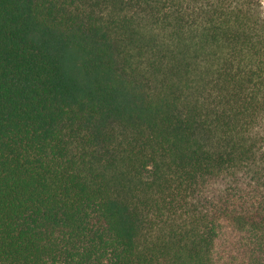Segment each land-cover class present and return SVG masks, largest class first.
Segmentation results:
<instances>
[{
	"label": "trees",
	"instance_id": "16d2710c",
	"mask_svg": "<svg viewBox=\"0 0 264 264\" xmlns=\"http://www.w3.org/2000/svg\"><path fill=\"white\" fill-rule=\"evenodd\" d=\"M263 129L262 0H0V264H264Z\"/></svg>",
	"mask_w": 264,
	"mask_h": 264
},
{
	"label": "rangeland",
	"instance_id": "374dc122",
	"mask_svg": "<svg viewBox=\"0 0 264 264\" xmlns=\"http://www.w3.org/2000/svg\"><path fill=\"white\" fill-rule=\"evenodd\" d=\"M262 10H263V13H264V0H262ZM262 136H263V146H264V129H263V131H262ZM264 148V147H263ZM220 185L218 184V185H215V187L214 188H217V187H219Z\"/></svg>",
	"mask_w": 264,
	"mask_h": 264
}]
</instances>
